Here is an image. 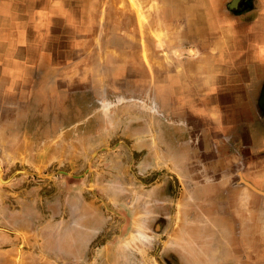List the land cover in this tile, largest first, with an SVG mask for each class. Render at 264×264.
Returning <instances> with one entry per match:
<instances>
[{
    "label": "rangeland",
    "instance_id": "374dc122",
    "mask_svg": "<svg viewBox=\"0 0 264 264\" xmlns=\"http://www.w3.org/2000/svg\"><path fill=\"white\" fill-rule=\"evenodd\" d=\"M263 10L264 0H0V264H181L163 250L190 236L172 233L186 189L211 209L189 202L201 213L191 225L215 226L228 191L246 186L263 201L250 167L264 159V59L247 55L251 87L204 93L208 107L235 100L216 118L152 101L154 80L182 64L209 67L226 48L253 54ZM23 32L28 65L14 74L9 52ZM181 115L182 159L159 137ZM214 181L216 208L205 197Z\"/></svg>",
    "mask_w": 264,
    "mask_h": 264
},
{
    "label": "crops",
    "instance_id": "0c3cea01",
    "mask_svg": "<svg viewBox=\"0 0 264 264\" xmlns=\"http://www.w3.org/2000/svg\"><path fill=\"white\" fill-rule=\"evenodd\" d=\"M40 18L42 19V15H40ZM18 20H21V18ZM258 31V38L253 44L256 47L253 54H249L246 49L244 53L245 55L235 56L230 48H226L223 50L224 52L221 50L224 54L215 55V57H213L214 61L209 67H204L203 63H200V65L197 63L190 68L184 66L185 64H182L178 69L179 75L171 79L168 78L163 85H161V83L158 84L155 79L154 97L152 100L154 106L158 102V107L160 106L166 110L167 114H169V112L172 113V111H168V108H173L175 106L181 108L185 107L186 109L196 107L198 111L207 106L206 111L204 112H210L213 118L219 116V112H217L218 106H222V113L226 112V106H231V103H235V100L226 97L218 102L216 98H213L210 103V107L212 108H210L208 105L204 104V102L207 101L205 100V95L207 94L204 93L207 92L210 93L211 96H214L217 92H227V90H232L233 93H235L236 89L240 92V90L242 91L243 89H246L245 86L251 87V71H249L246 66L244 67V65L247 63V55L250 56V61H255L257 64L264 59V12ZM25 33L26 32L22 33L19 41L13 46V48H17V50L9 52V65H13L18 69L13 71L14 74H20L28 65L27 60L29 51L24 49L27 45L24 38ZM219 52L220 51H217V53ZM228 56L229 60L231 59V61L235 63L236 68L234 66H225L226 64L223 60L226 59L227 61ZM241 60L244 61L243 65L240 64ZM151 64L152 63H150L149 68L152 66ZM258 70H260L264 76V64H261ZM155 73L156 71L154 69V75ZM191 75L194 76L191 77ZM230 77H233V79H230ZM177 80H179L180 87H174V84L178 82ZM177 90L179 96L174 98L171 91L175 92ZM260 90L262 91L263 88ZM165 92L167 94L163 95ZM161 95L164 96V99H161ZM249 103L250 101L246 100V106H248ZM260 103L262 104V98ZM214 106L215 111L213 109ZM261 108L262 111L258 114L259 119L264 117V105H262ZM222 116H224V114ZM224 117H226V115ZM166 118L169 117L166 116ZM181 118L182 115L179 116V118H176L178 119L177 121H175V119L174 121L172 119L170 121L166 120V125L160 130L159 135L161 136L159 137L162 141L161 148H164L165 153L177 154L181 156L182 159L186 152L185 148L187 142L181 134H178V128H180V125L182 124ZM219 122H222V118ZM223 122H225V119H223ZM171 123H173L174 126L173 124L170 125ZM259 123H261V120ZM243 124H245V121ZM222 126L225 127L227 125L224 124ZM174 146H177V149ZM248 151L250 152L249 149ZM169 169L174 171L179 170L182 173L188 170L187 167L184 168L183 166H179L178 168L172 166L169 167ZM250 170L255 173L257 172L260 179H262V177L264 178V159L262 158L261 162H259L256 170H254L253 167H250ZM215 182L218 181H214L213 189L209 190L206 188L205 194V197H212V201L210 202L213 204V207H215V197L213 196ZM218 184L219 186L231 185L230 183L225 184L224 180ZM181 186L184 187L183 185ZM247 190L246 186H243L240 189H236V191H228L227 198L225 197L223 201L216 202L218 208L215 207V210L212 209V216L216 221V223L214 222L215 226H199L198 224L191 225L194 221L192 217L194 216L198 218L201 213L196 212L195 215L190 209L192 206L186 205L193 202L197 208L196 211H203V213H206L207 215L211 213V209L209 206L207 207L203 204L205 203V200L196 196L194 190L188 191L186 189L185 196L183 195L181 200L183 203V200L186 199V204L185 206L182 205L181 211L179 212L180 226L176 228V232L172 233H176L180 236H190L186 241L185 239L182 241L180 238H175L174 240L171 238L169 241L170 243L165 245L163 251L165 253L169 251L176 253L181 264H264V200L262 201L261 195L257 193L253 194V192L248 190L249 193ZM220 203H223V205L221 206ZM229 211L234 214L233 218L235 219L232 227L224 223L226 222V216L229 214ZM188 219L190 220L189 223ZM182 223H184L185 226L182 225ZM194 233L196 235H194ZM195 236L199 239L195 240ZM204 240L205 243L203 244ZM200 241H202L201 244L199 243ZM67 255H75V252L69 250ZM205 255L208 259H205ZM156 263L157 261L154 259L153 264Z\"/></svg>",
    "mask_w": 264,
    "mask_h": 264
}]
</instances>
